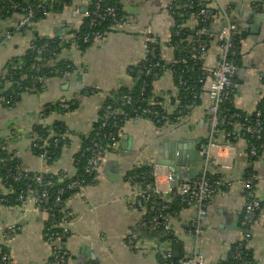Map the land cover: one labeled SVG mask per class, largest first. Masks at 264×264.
Here are the masks:
<instances>
[{
  "label": "crops",
  "instance_id": "0c3cea01",
  "mask_svg": "<svg viewBox=\"0 0 264 264\" xmlns=\"http://www.w3.org/2000/svg\"><path fill=\"white\" fill-rule=\"evenodd\" d=\"M69 1L61 11L50 12L41 21L25 28L19 25L21 15L0 14L1 78L5 67L21 57L34 38L60 39L64 44L72 40V32L77 31L87 17L92 0ZM261 1L212 0L209 4L215 11L225 8L230 19L242 29L231 100L232 105L247 117L255 115L264 98V20L256 22L261 15L259 11L264 12ZM121 3L125 14L132 17L135 32L123 28L107 34L99 42L93 41L83 52L76 47L70 49L63 56H69L75 66L74 73L47 79L39 93H24L15 107L4 108L0 104V142H8L6 152L17 161L22 171L53 176L73 172V156L80 151V137L92 132L105 100L119 88L130 87L133 83L132 65L143 54L142 33L157 39L163 56L173 54L171 48L174 44L171 43L177 32L173 31L174 21L169 14L172 0H121ZM257 24L259 28L252 34L251 28ZM221 25L213 20L206 28L211 37L206 38L203 45L207 51L199 60L202 68L213 69L217 62L221 52L217 41ZM179 29L191 30L190 42L198 30L197 21L192 17ZM76 75L82 77L80 81ZM155 83L163 93L177 91L170 73L159 75ZM7 86L0 85V93ZM207 98L208 92L202 88L198 93L200 103L197 101L187 107L184 115L194 126L190 133L181 127H157L144 117L125 122L116 147H109L98 160L95 183L84 187L81 195H74L67 201L66 206L72 213L65 226L68 230L65 241L67 264H163L157 253L162 239L150 230L146 210L136 205L128 175L137 166L155 163L165 155L172 157L175 166L182 165L177 173L172 167L163 166L175 179L172 184L175 195L169 198L172 204L179 188L185 185L189 171L188 163L183 166V160H178L179 154L190 165L202 153L209 123L202 116L201 106ZM64 101L73 102L74 109L51 112L47 120L51 124L61 122L66 125L71 133L69 143L64 144L56 159L47 164L34 154L27 131L43 107ZM233 133L231 142L226 141L221 133L213 138L218 147L213 149L212 156L219 170L212 171L222 175V183L235 182L247 173L248 177L254 178V195L261 208L255 214L250 236L246 238V230L241 227L245 191L236 185L228 192L224 185L212 194L201 221L205 243L199 245L194 235L195 207L178 206L177 213L170 216L172 234L182 258L199 251L207 261L227 263L234 248L243 243L252 253L253 264H264V152L256 160H250L243 130L235 127ZM198 140L202 141L199 146ZM0 191L7 192L1 181ZM47 219L44 211L31 204L26 207L0 205V226H16V233L5 244L12 264H49L51 251L44 239ZM130 239L133 241L131 245L128 244Z\"/></svg>",
  "mask_w": 264,
  "mask_h": 264
},
{
  "label": "built area",
  "instance_id": "2783aa9c",
  "mask_svg": "<svg viewBox=\"0 0 264 264\" xmlns=\"http://www.w3.org/2000/svg\"><path fill=\"white\" fill-rule=\"evenodd\" d=\"M212 0H199L198 6H203L202 8H199L197 13L193 16V19H195L198 23L200 22H211V21H219L222 23L220 31L217 35V41L219 42L220 46V55L217 59L216 64L212 68H201L202 72V79L199 81V84L201 85L200 89H205L208 92V98L204 102V104L201 106L202 109V116L206 118V120L209 123V129L206 133L205 141L203 146L201 147L202 153L207 154L206 158V164L203 167V172L199 178L196 180L185 183L179 190L177 191V196L179 198L180 204L182 206H191L195 207L197 211V223L196 228L194 230V235L197 238V242L200 244L206 242V236L205 232L201 227V221L203 220L204 216L206 215L207 211V205L209 203V200L214 193L216 189L212 187V185L209 182L207 173L214 174L212 170L219 168L217 167L212 152L213 149L217 148L218 144L213 141V138L221 133L220 126L224 123H229V120H226L224 117H221L223 114V106L226 102H230L232 104L231 100V89L233 85V80L237 74V55H238V46L236 43V40L239 39L242 35V29L241 27L234 21L230 19V16L227 14V10L225 8H221L218 11H215L209 7V4ZM41 2L46 3H54L55 0H41ZM178 7L177 1H172L169 11H171L172 6ZM186 9H192L193 2H189L188 4H184L182 6ZM264 7V5H263ZM13 9H20L24 14L22 15V19L20 20V27L25 28L30 25H32L33 18L36 14L35 10L32 8H21L19 6H13ZM91 16L93 20L91 21V25L93 27L99 25V21L104 20L105 17H110L114 23L115 30L121 31L123 28H126L127 30H130L132 32H135L132 17L125 14L120 19L116 18L115 10L113 7H107L104 10L100 9L99 1L95 3L93 11L87 15ZM219 19V20H218ZM142 32V31H140ZM143 34V54L142 57L138 62H135L132 67L133 68H139L143 65L146 66V70L143 72L144 76H152L154 79V85H153V91H152V98L148 100V104L151 106L149 109H142L140 111V115L142 116H148L157 124H161L162 128H176L181 127L186 132L190 133L193 129V125L189 123V118L186 115H183L180 111V104L181 99L177 93V91H174L171 94L163 93L161 90L157 89L156 80L158 79L159 74L154 73L152 70H161L165 73L171 72L168 69H164V66H161L159 62H163L166 65H174V64H185L186 59L180 58L179 60H175L174 58V52L179 49L177 45L172 46L173 54L171 56H163L162 54L159 55L157 59H155L154 55V47L158 44V41L155 37L147 34ZM73 38L70 41H67L65 46L61 48L62 53L57 55L54 54V60L48 61L49 65L51 67H55L56 63L59 61H66V62H72L70 59H68L69 56H63L64 53H68V51L72 48H75L76 46V36L72 34ZM205 37L208 39V37H211L210 35H207L206 28H199L197 32H195V37L189 42L187 40L188 45V52H190L191 57L190 59L192 61L200 60V57L202 54L204 55V52L207 51V48L205 50L204 42L202 41V38ZM89 36L84 37V41L89 40ZM102 39H104V36L101 33H95L93 37L94 42H99ZM63 42V41H62ZM36 44L34 42L29 44L28 49L34 50L38 54H42L46 51L47 45H41V46H35ZM155 59V60H154ZM22 66V61L19 59L16 63L11 64V68L13 69H20ZM9 68L5 67V69L2 71L1 75L2 77L11 76L9 73ZM71 74H64L63 76H68ZM46 79L42 77H35L33 79V83L36 82L38 84H44ZM8 80H5L6 84L8 83ZM34 90V89H33ZM33 90L31 92H33ZM125 103L127 105H132L134 102L131 99V97L126 96L124 97ZM198 96L193 97L191 105L197 104ZM8 101L5 100L4 97H0V104H7ZM73 102L71 101H64L60 102V105L58 108L52 112H58V111H69L71 106H73ZM116 112V110H113L112 105H107L104 110V116L100 119L101 120V126L104 127L106 124V121L113 116V114ZM44 107L38 112L37 120L32 125H41L49 135H53V124H51L46 116H44ZM134 114H138V112L134 111ZM137 116V115H136ZM170 119H166L169 118ZM238 116H235L236 118ZM129 114L122 113V120L128 121ZM233 118V119H234ZM235 127H239L242 129L245 133L251 135L252 137H255L257 140L264 137V134H261L262 129L264 128V125L261 121V113L257 112L255 122L253 124L250 123H244L239 124L235 123ZM32 127L27 131V135L32 143L33 149H40L43 150V152L38 156L42 160L46 161L48 152L45 150L46 145V139L42 140V145L38 142L36 143V140L40 138L36 132L32 130ZM197 128H195L194 131H196ZM69 131V130H68ZM222 135V133H221ZM223 136V135H222ZM108 137L111 139V144L109 147H116L117 139L115 136L110 134ZM56 142V141H55ZM8 142H0V151L5 150ZM100 147L96 145L95 149L92 150L91 155L89 159L87 160L86 167H85V173L93 176V183H95L96 176H97V168H98V160L100 159L102 153L99 152ZM249 154L252 158L257 157L258 151L254 146H251L249 149ZM73 165V162H72ZM139 167H145L150 168V176L153 178V186L143 188L139 184H133L134 181L137 179V177H130L128 178L129 183L132 185V194L135 198L136 205L140 208H144L147 212V210L155 211L154 206H158V203H156V200L161 199L163 202L168 201L171 195L174 193L172 184H174L175 179L172 173H170L168 170H166L165 167L160 166L158 164H155L153 162H149L146 164H143ZM42 174H45L43 172L39 173L35 177V181L38 185H42L43 183V177ZM15 181H17L18 177L14 178ZM142 179L144 177L142 176ZM160 182H163V185H160ZM90 184V185H92ZM90 185H83L82 182L74 181L69 186L68 189L75 191V195H81V190ZM216 187H225L227 188L228 192H231L235 189L236 185H239L244 191H245V203H244V210H243V216L241 220V227L246 230V238H249L250 236V229L252 224L255 221V214L259 209L261 208V203L259 200L255 198L254 195V178L251 177H245L244 175L239 176L235 182H226L222 183L221 181L217 182ZM3 194L0 191V195ZM48 200V192L44 189L41 193H36L35 191H28L25 194H22L18 197V201L20 202V206L26 207L28 205H33L36 208L41 209L48 215L47 222L49 220L50 225L45 226L44 228V239L48 243L50 247V261L49 264H67L68 262V252L65 247V242L62 241V236H65L67 234L66 224L68 221H70V218L72 216L71 211L67 206H64L61 209V213L63 214V220L61 223L56 226L53 223V220L55 218L54 214H48L47 210L43 209L41 206L47 202ZM60 202L59 197L55 200V205ZM145 202H148L149 205H143ZM168 208V204H165L160 207V211L157 212V215L152 216L148 220V226L150 230L159 233L163 236H169L173 233V227L171 224V218L170 216H167L162 213V211L166 210ZM157 211V210H156ZM144 221V220H142ZM56 227H60L63 229L62 233H55L52 232L53 229ZM16 233V226L14 225H8V226H0V264H12V258L10 252L7 250L2 253V246L6 247V242ZM133 243L132 239L129 240L128 244L131 245ZM175 244V243H174ZM172 243L168 241H161L157 247V253L161 257V259L164 262H172V258H174ZM244 246L243 243L238 245L236 249H234L232 256L235 261L242 260V256L240 253V248ZM176 264H223L219 262H212L207 261L204 259L203 256L199 255H193L192 257L187 256L186 258H178Z\"/></svg>",
  "mask_w": 264,
  "mask_h": 264
},
{
  "label": "trees",
  "instance_id": "16d2710c",
  "mask_svg": "<svg viewBox=\"0 0 264 264\" xmlns=\"http://www.w3.org/2000/svg\"><path fill=\"white\" fill-rule=\"evenodd\" d=\"M99 1L100 9L104 10L107 7H113L115 10L116 18L120 19L125 16V12L123 9V5L121 0H92V6L88 15L93 11L95 3ZM178 2V7L176 8L174 5L172 6L171 11H169L172 20L174 21L173 31L177 32L176 36L173 37L171 44L177 45L179 47L178 50L174 52L175 60H179L180 58H185V64H174V65H166L163 62H159L161 66H164V69H168L171 72L173 85L177 89V93L181 99L180 111L184 115L187 107L191 105L194 96H198L201 85L199 81L202 79L201 72V64L197 59L192 61L190 59L191 54L188 52V44L187 40L190 35H192L191 30L184 31L179 29L180 26L192 18L198 11L199 8L203 6H198L199 0H192L193 7L192 9H186L182 6L184 4H188L191 0H172ZM69 0H55L54 3L50 4L41 2V0H0V14L1 13H15L19 15H23L24 13L20 9H13V6H19L21 8H32L35 10L36 14L33 18L32 23L35 24L46 17L50 12H58L61 11L63 5L69 3ZM93 18L91 16H87L79 29L75 32H72L76 36V48L78 51L83 52L85 49L89 48L94 42L93 37L95 33H101L104 37L107 34L117 32L114 27V23L110 17H105L104 20L99 21V25L93 27L91 25V21ZM209 22H197V27L199 28H207ZM243 35V34H241ZM89 36V40L84 41V37ZM242 37V36H241ZM236 40L237 46L238 42L241 39ZM203 37L202 41L205 43L207 39ZM33 42L36 44L35 46L47 45L46 51L42 54L36 53L32 49H27L25 53L19 57L12 60L10 64L6 67L9 68V73L11 76L0 77V85L6 86V90L0 93V97H4L7 104H2L4 108H12L15 107V104L18 102V98L24 93H30L33 89V92L39 93L42 90L43 84H38L36 82L33 83V79L35 77H42L44 79H49L51 77L63 76L64 74H72L75 72V66L72 62L59 61L56 63L55 67H51L48 61L54 60V54H61V48L65 46L64 42L60 39H43V38H34ZM162 54V49L160 45H156L154 47V55L155 59ZM54 58V59H53ZM19 59L22 61V66L20 69L11 68V64L16 63ZM154 59V60H155ZM237 63V59H236ZM146 70V66L143 65L139 68H131V74L133 75V83L130 87H121L117 91L112 93L110 98H107L101 107V111L99 114L98 122L95 124L94 129L87 135H82L81 139V147L80 151L73 156V172L71 174H63L59 176H53V174H42L43 183L42 185H38L35 181V177L39 173H29L22 171L18 166L17 161L15 159L10 158L9 154L5 150L0 151V181L2 186L7 191L5 194L0 195V205H6L9 207L20 206V202L18 201V197L22 194L27 193L32 190L36 193H41L44 189L48 192V200L41 207L47 210L48 214H54L55 218L53 223L58 226L63 220V214L61 213V209L67 205V201L75 195V191L69 190L68 186L74 182L79 181L82 182L83 185H90L93 183V176L85 173V167L87 160L89 159L92 150L95 149L96 145L100 147L99 152L102 154L109 149L111 144V139L108 137L110 134L118 139L119 132L123 125L125 124V120H122V113L129 114L128 120L135 119L136 117H144L146 119L151 120L153 124L157 127H162L163 123L157 124L150 117L140 115V111L142 109H149L151 106L147 103L149 99L152 98V91L154 85V79L152 76H144L143 72ZM154 73L159 75H163L165 72L161 70H152ZM5 80H8L9 84L5 83ZM129 96L133 100L132 105H127L125 103L124 97ZM200 101H198V104ZM59 103L50 104L44 107V116H48L52 111L56 110ZM107 105H112L113 110L116 112L106 121L104 127L101 126V118L104 116V110ZM75 106H71L70 110L74 109ZM223 114L221 117H224L226 120H229V123H224L220 126V131H222V135H224V139L226 141H232L234 138V124H244L250 123L253 124L255 122L257 112L261 113V121L264 125V98L259 104L257 112L253 117H247L239 110H237L230 102H226L222 108ZM134 111L138 112V114H134ZM137 115V116H136ZM235 116H238L234 118ZM234 118V119H233ZM166 119H170L166 118ZM32 130L38 134L40 138L36 140V143H40L42 145V140L46 139L45 150L48 152V158L46 160L47 164H50L54 159H56L57 155L61 152L63 145L69 143V135L70 130L68 131L66 125L61 122H55L53 124V135H49L48 132L41 125H34ZM245 137V141L248 146V151L251 146H254L258 151L257 157L252 158L250 160L254 161L264 152V137L257 140L255 137L245 133L243 131ZM261 134H264V128L261 131ZM42 139V140H41ZM56 141V142H55ZM34 154L39 156L43 150L33 149ZM249 159V158H248ZM150 168L139 167L134 168L128 175L130 177H137L133 184H139L143 188L153 186V178L150 176ZM216 173V172H215ZM211 174L207 173L210 184L214 189H218L216 187V183L221 181V174ZM251 174V173H250ZM248 173L245 177H248ZM142 176L144 179H142ZM15 177H18L17 181H15ZM254 188V186H253ZM175 193V192H174ZM172 194L174 196L175 194ZM60 199V202L55 205L56 198ZM163 202L161 199L156 200L158 206L155 207V211L147 210L146 219H150L152 216L157 215V212L160 211V207L168 204V208L162 211L163 214L167 216H171L177 213V208L182 207L180 204L179 198L176 194L174 202L167 203ZM143 205H149L148 202H145ZM157 210V211H156ZM50 222L46 223V226H49ZM63 229L60 227H56L52 230L55 233H62ZM67 235V234H66ZM62 236V241L65 242L67 236ZM161 241H168L172 244L176 243V238L172 234L170 237H164ZM235 249V248H234ZM8 249L5 246H2V253L7 251ZM240 253L242 256V260L235 261L233 256L227 261V263L223 264H253L252 253L249 249L242 246L240 248ZM159 260L163 264H170V262H164L160 256ZM177 259L172 258L171 264H176Z\"/></svg>",
  "mask_w": 264,
  "mask_h": 264
},
{
  "label": "water",
  "instance_id": "95a60500",
  "mask_svg": "<svg viewBox=\"0 0 264 264\" xmlns=\"http://www.w3.org/2000/svg\"><path fill=\"white\" fill-rule=\"evenodd\" d=\"M260 4L261 5H264V0H262L261 2H260ZM86 12V11H85ZM260 12V17L259 18H257L256 19V22H263L262 20H264V12H262V11H259ZM259 28V26H258V24L255 26V27H253V28H251L252 30H251V33L253 34V33H255V30H257ZM76 78H77V80H81V76L80 75H76ZM20 98H18V100H19ZM202 143V141L201 140H198V142H197V144H198V146L200 145ZM199 148L200 147H198V151H199ZM194 149L196 150V148L194 147ZM172 157H169V156H167V155H165V158L164 159H162V160H156V162H155V164H158V165H160V166H165V167H167V168H173V171L175 172V173H177V172H180V168H181V166L182 165H180L179 163H178V166L180 167H177V166H175L174 164V161L171 159ZM206 158H207V154L206 153H201L200 154V156L199 157H197L196 158V160L195 161H193V162H190V165H188L189 164V161H187V160H185L184 161V159L182 158V156L179 154V156H178V160H183V164H185V165H183V166H186V163H188L187 164V166H189V171H188V176H187V180H186V183H190V182H192V181H194V180H196L197 178H199L200 176H201V174H202V171H203V167L205 166V164H206ZM189 159L191 160L192 159V157L190 156V154H189ZM179 162V161H178ZM182 164V163H181ZM175 166V167H174ZM157 237H159L160 239H163L165 236H163V235H161V234H159V233H157V234H155ZM171 235H169V236H166V237H170ZM172 250H173V254H174V258L175 259H178V258H180V253H179V245L178 244H174L173 245V247H172ZM195 255H199V256H204V254L202 253V252H199V251H196L195 252ZM193 255H189V257H192ZM227 259H230V256H228L227 257Z\"/></svg>",
  "mask_w": 264,
  "mask_h": 264
}]
</instances>
